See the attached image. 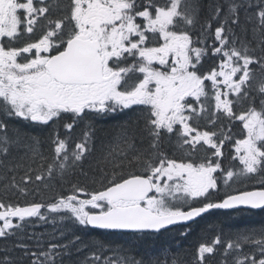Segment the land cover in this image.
Returning a JSON list of instances; mask_svg holds the SVG:
<instances>
[{
    "label": "snow or ice",
    "instance_id": "1",
    "mask_svg": "<svg viewBox=\"0 0 264 264\" xmlns=\"http://www.w3.org/2000/svg\"><path fill=\"white\" fill-rule=\"evenodd\" d=\"M204 8L0 0V264H65L89 249L80 264H146L132 254L139 241L186 237L213 210L264 211V0ZM126 111L138 115L97 150L94 121ZM224 121L242 129L227 169ZM61 123L49 162L26 128ZM137 130L147 147H136ZM56 183L67 188L36 199ZM36 221L52 223L51 239L28 232ZM92 230L107 238L86 241ZM221 248V264H264V225L200 243L191 264Z\"/></svg>",
    "mask_w": 264,
    "mask_h": 264
},
{
    "label": "trees",
    "instance_id": "2",
    "mask_svg": "<svg viewBox=\"0 0 264 264\" xmlns=\"http://www.w3.org/2000/svg\"><path fill=\"white\" fill-rule=\"evenodd\" d=\"M213 2V0H203L204 15L207 14V5ZM222 2V0H221ZM211 62L205 63V68L209 67ZM258 104V101H257ZM138 112L126 111L125 113H116L110 114L103 118H98L94 121L96 128V139L95 146L97 150L100 148L101 140L108 141L111 140L117 133L119 126L128 120H134ZM88 120L80 122L73 132V138L76 141L82 138L83 132L86 130V124ZM203 125V124H202ZM231 128L232 137L239 136V133L242 132L239 122H234L229 124L227 121H224V129L227 131ZM56 129L63 132L64 129L61 124H50L47 126L44 125H33L26 128V131L32 135L38 136L42 145L40 151L43 152L45 156L49 157V162H51L50 156V146L48 142L49 135ZM138 138L134 141L137 148L147 147V139L141 140ZM175 140L173 139L171 144H166L165 148L168 150L169 154L174 151ZM74 147V144L72 145ZM232 153V142L228 143L225 148V157L223 161V166L227 169L229 167L236 166L235 161L231 159ZM180 153H177V158H180ZM36 167V165H33ZM19 179V175L17 176ZM75 179V177L73 178ZM82 179V178H81ZM223 187V185H221ZM260 185L253 182L249 183L248 190L253 188H259ZM67 186H61L59 183H56L55 186L51 189H44L41 186V195L37 196L36 199L39 201L41 199L47 200L52 197L60 195ZM81 198H84L81 196ZM15 200V198H12ZM31 199V197H29ZM264 225V211H250V210H234V211H212L209 214H205L202 218L198 219L197 223L192 226V230L186 237H179L175 232L166 234L164 236L156 238H147L143 241L136 243L133 250V255L137 259H143L146 264H172L173 259L179 257L183 261H187L188 264H191V261L195 255L196 248L200 243H211V241L218 235L222 234V239L227 242L229 238H234V234L238 230H243L246 227H259ZM52 223L43 224V222L36 221L34 226L28 227V232H35L37 235L44 233L45 239H51V234L53 232ZM81 234V233H77ZM86 241L96 240V239H106V234L99 230H92L90 234H82ZM175 237V238H173ZM52 242H56L53 240ZM62 242V241H61ZM246 251H251V248H246ZM94 249H89L85 253L79 255L74 254L71 257V261L68 257H65V264H80V261L83 260L84 256L90 255ZM222 248L218 249L215 255L209 256L208 264H221L222 260ZM104 256H111L112 253L105 251ZM229 264H232V258H229Z\"/></svg>",
    "mask_w": 264,
    "mask_h": 264
},
{
    "label": "rangeland",
    "instance_id": "3",
    "mask_svg": "<svg viewBox=\"0 0 264 264\" xmlns=\"http://www.w3.org/2000/svg\"><path fill=\"white\" fill-rule=\"evenodd\" d=\"M201 123L203 124L204 122L202 121ZM241 133H242V132L239 133V136L233 138V140L231 141L232 144H234V140H235L236 138H240V137H241ZM235 163H236V165H238V162H237V161H235ZM43 224H44V223H43Z\"/></svg>",
    "mask_w": 264,
    "mask_h": 264
},
{
    "label": "water",
    "instance_id": "4",
    "mask_svg": "<svg viewBox=\"0 0 264 264\" xmlns=\"http://www.w3.org/2000/svg\"><path fill=\"white\" fill-rule=\"evenodd\" d=\"M213 211H233V210H213ZM251 211H258V210H251Z\"/></svg>",
    "mask_w": 264,
    "mask_h": 264
}]
</instances>
